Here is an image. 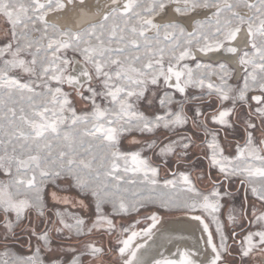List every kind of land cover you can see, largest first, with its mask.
I'll use <instances>...</instances> for the list:
<instances>
[{
  "label": "snow or ice",
  "instance_id": "6c2138e0",
  "mask_svg": "<svg viewBox=\"0 0 264 264\" xmlns=\"http://www.w3.org/2000/svg\"><path fill=\"white\" fill-rule=\"evenodd\" d=\"M112 4L99 21L72 31L62 30L48 19L66 7L63 0H0V19L8 26L9 37L0 47L3 239L16 238V229L31 212L52 222L48 198L54 206H65L55 211L52 228L38 232L29 226V235L36 240L32 254L18 255L5 246L0 264H64L55 258L53 231L67 232L69 239L72 234L81 236L102 228L112 233L116 225L105 213V205H111L112 214L121 215L139 212L153 203L162 208H183L199 222V239L206 245L204 251L211 253L206 264H222L224 254L229 252L228 240L236 235L234 227L231 233L225 230L229 226L242 227L240 220L261 225L259 230L244 235L241 255L248 257L254 251L264 254V139L257 142L252 131L245 129L244 144H237L235 154L227 155L219 130L208 126L209 117L199 107L193 109V116L186 110L193 100L202 99L190 96L189 89H207V96L215 95L221 104L230 101L232 105L213 114L211 123L231 129L229 118L238 102L247 105L251 99L264 105V0H112ZM170 6L181 16L200 10H210V14L197 20L193 31L179 23H156ZM241 9H247V13L242 14ZM245 29L251 51L244 50L239 56L242 85L229 83L232 73L224 63L218 65L219 71L210 64L197 62L193 69L183 63L196 60L194 48L203 54L220 51ZM36 33L40 34L38 38ZM69 51L80 58H69ZM226 51L236 54L240 49L227 47ZM17 70L29 79L14 75ZM213 75L219 83L211 82ZM161 84L174 91H163L158 96ZM65 85L71 92L65 91ZM250 92L259 94L249 97ZM176 93L181 100L175 98ZM75 98L85 105L79 111ZM153 100L164 109L162 114L149 115L139 107L141 102L152 105ZM173 105L177 106L175 110ZM254 113L264 123V106L256 107ZM187 125L203 132L209 170L216 169L222 177L213 180L208 191L198 188L189 172L161 181L159 167L141 152L121 150V139L126 134L154 133L161 128L175 131ZM247 127L255 129L256 124L248 122ZM193 144V136L178 134L177 139L159 147V154L186 157ZM148 147H156V142ZM233 178L244 187V200L250 192L260 208L253 204L245 209L241 203L239 212L230 208L224 220L222 201L232 193L222 189ZM162 189L183 193V197L177 202L176 196L166 195ZM73 190L95 202L96 218L87 229L85 219L69 211L87 207L84 199L70 196ZM146 219L150 223L139 231L134 226L122 229L126 235L117 240L122 264H142L139 253L152 238L161 217L153 213ZM215 234L219 235V243ZM138 238L146 239L137 243ZM85 247L93 257L104 252L95 243ZM46 255L53 258L46 262ZM197 255L189 249H177L171 256L161 252L153 264H198L192 258ZM70 264L83 261L74 257Z\"/></svg>",
  "mask_w": 264,
  "mask_h": 264
},
{
  "label": "rangeland",
  "instance_id": "374dc122",
  "mask_svg": "<svg viewBox=\"0 0 264 264\" xmlns=\"http://www.w3.org/2000/svg\"><path fill=\"white\" fill-rule=\"evenodd\" d=\"M245 10L247 11V9H241L240 11H245ZM190 15L192 14L185 16H190ZM160 17L161 15L158 16V18ZM206 17L202 18V20L205 19ZM169 23H175V22H169ZM176 23L181 24L187 31H193L195 28L194 26L193 28H191L192 29L191 30L189 29V27L183 25L180 22H176ZM7 32H8V26L4 23L2 19H0V47H2L9 39ZM39 35H40L39 33L35 34L37 38L39 37ZM148 35L151 36L153 35V33L149 32ZM193 50L195 51V48ZM67 55L69 58H76V59L80 58L77 54H74L71 51H69ZM197 62L210 64L214 69L219 71L218 69L219 64L201 62L196 60H186L183 63H188L190 67L195 69ZM227 67L232 73L229 83L235 85L232 80L233 70L230 68V66L227 65ZM13 74L18 75L22 80L29 79L27 74L23 73L20 70H17ZM210 79L211 82L213 83H219L218 77L215 75L211 76ZM93 83L95 85V81ZM64 87H65V91L71 92V89H69L68 86L65 85ZM163 91H174V90L166 89L164 85L161 84L160 88L157 90V95L158 96L161 95ZM206 93H207V89L204 90L194 89V88L189 89L190 96L196 95L202 97L201 100L199 101L193 100L190 104L186 105V110L188 111L189 116H193V109L199 107L201 111H203L205 115L209 117L207 109L204 111L206 104H208L209 101L214 102L216 106L221 104L215 95L209 97L206 95ZM73 96H75L74 93ZM175 98L177 100H181L182 96L179 93H176ZM74 103L76 104L78 111L85 107V105L78 98L74 99ZM139 107L141 108V110L145 111V113L149 115L162 114L164 112V109L160 108L155 100H153L152 105H148L146 102H141ZM176 107H177L176 105H173L174 110L176 109ZM239 109H241V107H239ZM208 126H210L211 129L216 128L214 126H211L210 124H208ZM200 131L201 130L198 129L195 130L192 129L191 125H187L184 128L177 129L175 131L161 128L156 130V132L154 133L132 132L131 134H126L124 137H122L121 150L129 151V152H134V151L141 152L142 156L148 158L149 162L153 166L159 167L161 181L167 178L171 179L172 177L178 176L179 173L181 172H189L191 174L192 179L196 183L197 187L204 191H208L212 188V181L221 180L222 177L216 171V169L209 170L207 153L203 155L206 157L204 159V162L203 163L200 162L199 164L196 165L191 164L192 158H188L187 156L180 157L178 155H175L176 158L178 157L177 161L180 162L178 164L179 166L178 170L177 169L169 170L167 167H165L166 165L163 163V161H161V159L157 155V153L159 152V147L162 146V144L168 143L170 140L177 139L178 134L191 135L193 136V139L196 142L198 141L205 142V136L204 134L200 133ZM220 133L223 134L225 138H228L227 139L228 144L243 145L246 140V138H244L242 130L238 134L235 132L225 131V130ZM260 136L264 137V134ZM235 140H237V143L235 142ZM134 141H138V142H134ZM152 141L156 142V147L149 148L148 144L152 143ZM256 141L259 142L260 140L258 139ZM228 155H233V150L229 151ZM161 164H164L165 166L164 165L162 166ZM169 165H171V163H169ZM173 171H175V175L172 174ZM209 171H211L210 177L208 176ZM204 174L205 176H207L208 181H205L204 178L198 179V177H201V175ZM2 179H5V177L3 175H0V180ZM161 191L165 192L166 195L176 196L177 202H179V200L182 198V196L178 192L174 193L169 190H163V189ZM222 191H228L232 193L231 197H225L224 200L222 201L224 207L221 210V218L224 220L227 219V213L230 208H234L237 210V212H239L241 203H243L245 209H250L253 204H255L257 209L260 208L259 203L256 202L255 197H253L250 192L248 193V199L246 201L244 200V195H245L244 187L242 186L240 188V184L237 178H233L228 183L225 182ZM70 196L73 199H84L85 204L87 205L86 208H82V207L69 208V211L74 212L85 219V229L91 227L92 223L95 221L96 218L95 202L93 198L90 196H80L75 190L71 191ZM47 202H48V207L50 209L48 216L50 217L52 222H55V211L57 209L63 210L65 206L63 205L54 206L50 198H48ZM104 211L106 214L110 216L111 219H113L116 225V229L114 232L109 233V231L106 228H102L99 230H93L91 233L85 232V234L81 236H76L75 234H72L71 239H69L68 238L69 234L67 232L56 233L53 231L51 233V236H52V246L54 249H56L55 258L63 261L64 264H70L71 260L74 257H79L83 261V264H122L121 257L118 254L119 245L117 244V240L122 235H126L122 233L123 228H130L134 226V229L139 231L141 228L146 227L147 224L150 223V221H148L146 217L152 215L153 213L164 218H173V217H178L180 215H190L186 213V211L183 208L180 207L162 208L160 207L159 203L146 204L145 207L141 208L139 212L133 211L121 215L112 214L111 205H105ZM248 219H251L250 215ZM137 220H140L141 223L136 224ZM52 222H49V220L45 218H37L36 214L34 212H31L27 219L21 221L20 228L16 229L17 232L16 238H10L7 241L3 239L4 230L2 227H0V255H2V253L4 252L5 246L7 250L14 252L18 255L32 254V252L34 251V247L36 245V240L34 237H30L27 229L29 228V226H33L36 228L38 232H43L46 228L53 227ZM238 223L242 225V227L229 226L225 230L226 234L231 233L234 227L236 235L230 237V239L228 240V244L230 246L229 252L224 254L222 264H260L262 258L264 257V254H260L254 251L248 257H243L241 255V240L248 231H257L260 229L261 225L255 223L249 224L247 223L246 220H240ZM212 228L214 229L215 225H212ZM215 239L216 242L219 243L218 234H215ZM29 241H31L32 248L29 247ZM89 243H95L98 247L103 248L104 252L98 257L91 256L89 254V250L85 247V245ZM73 248L76 249L75 252L70 251V249ZM52 258L53 257L51 255L45 256L46 262L50 261V259Z\"/></svg>",
  "mask_w": 264,
  "mask_h": 264
},
{
  "label": "bare ground",
  "instance_id": "6f19581e",
  "mask_svg": "<svg viewBox=\"0 0 264 264\" xmlns=\"http://www.w3.org/2000/svg\"><path fill=\"white\" fill-rule=\"evenodd\" d=\"M63 2L66 7L62 11L51 14L48 19L50 23L56 24L62 30L71 29L72 31H78L90 23L99 21L103 13L114 6L112 0H84L83 4L80 3V0H72L71 3L68 0H63ZM241 13L246 14L247 11H241ZM209 14L210 10H200L190 16H181L175 13L172 7H169L166 12L161 14L160 18L157 17L155 22L158 24L180 22L191 29L197 20H202ZM248 39L246 29L242 30L235 41L226 43L225 48L220 51L203 54L195 50L196 61L214 64L225 63L234 69L233 72H235L238 82H242L243 70L239 64V56L244 50L251 51ZM227 47H237L240 52L231 54L226 51ZM78 69L79 66H77ZM235 75L233 74V77ZM201 234L202 226L199 222L192 220L190 215H180L173 218L161 217L160 223L154 229L152 238L147 240V246L142 248L139 253L142 264H153L155 259L160 258L161 252L166 256H171L177 249H189L198 252L199 255L192 258L198 264H206L211 253L210 250L204 251L206 245L199 239ZM144 239L146 238H138L137 243H144ZM262 259L264 260V258Z\"/></svg>",
  "mask_w": 264,
  "mask_h": 264
},
{
  "label": "crops",
  "instance_id": "0c3cea01",
  "mask_svg": "<svg viewBox=\"0 0 264 264\" xmlns=\"http://www.w3.org/2000/svg\"><path fill=\"white\" fill-rule=\"evenodd\" d=\"M235 75V73H233ZM235 85H242V83H234ZM259 94L258 92H250L249 93V97H251L252 95H257ZM231 102H225L224 104H220L218 106H216V104H214V102L209 101L208 104H206V107L204 109V111L207 109L208 115H209V124L211 126L216 127L220 132L225 131H231V132H235V133H240V131L242 130L244 138H246V131L245 129H247L248 131H252L253 136L256 140H260L262 137L260 135L264 134V123L261 122V120L255 115L254 110L256 107L258 106H264V105H257L255 101L249 99L248 104L244 105L241 103H237L235 110H234V114L229 118L232 123H233V127L231 129H224L221 128V126L218 125H214L211 123L210 117L215 114L216 112H218L219 110H221L223 107H231ZM239 107H241V109H239ZM248 122H252L256 124V128L255 129H248L247 124ZM209 128H211L209 126ZM200 133L203 134L202 131H200ZM223 134L220 133V142L221 144L225 147L226 149V154L228 155V152L233 150V154H235L236 151V144H228L227 143V139L225 138L224 135L222 137ZM261 137V138H260ZM194 140V139H193ZM235 142L237 143V140H235ZM205 151V153H204ZM208 154L209 150L206 147V143H201L200 141L196 142L194 140V144L193 147L191 148V150L189 151L187 157L188 158H192L191 164H199L200 162L203 163L204 159L206 158L205 156H203L204 154ZM157 155L159 156V158L161 159V161H163V163L166 165H164L165 167H167L169 170L171 169H177L179 168L178 164L180 163L179 161H177V158L175 155H168V156H161L159 154V152L157 153ZM171 163V165H169V163ZM176 177V176H175ZM175 177H172L171 179H174ZM201 177H204L205 181H208L207 176L201 175ZM169 179V178H167ZM180 195L183 197V193H180ZM182 199V198H181ZM138 231V230H137Z\"/></svg>",
  "mask_w": 264,
  "mask_h": 264
},
{
  "label": "built area",
  "instance_id": "2783aa9c",
  "mask_svg": "<svg viewBox=\"0 0 264 264\" xmlns=\"http://www.w3.org/2000/svg\"><path fill=\"white\" fill-rule=\"evenodd\" d=\"M231 69H232V68H231ZM232 70L234 71V69H232ZM233 73H234V72H233ZM233 82H234V83H239L238 80H237V78H236V75L233 77Z\"/></svg>",
  "mask_w": 264,
  "mask_h": 264
},
{
  "label": "flooded vegetation",
  "instance_id": "af4514ba",
  "mask_svg": "<svg viewBox=\"0 0 264 264\" xmlns=\"http://www.w3.org/2000/svg\"><path fill=\"white\" fill-rule=\"evenodd\" d=\"M225 64V63H224ZM227 65V64H226ZM235 73V72H234ZM201 143H204V142H201ZM162 166L164 165V164H161ZM172 174L174 175L175 174V171H173L172 172ZM226 183H228V182H226ZM242 187V185H240V188ZM236 192V191H235ZM162 218H164V217H162ZM264 258V257H263Z\"/></svg>",
  "mask_w": 264,
  "mask_h": 264
},
{
  "label": "water",
  "instance_id": "95a60500",
  "mask_svg": "<svg viewBox=\"0 0 264 264\" xmlns=\"http://www.w3.org/2000/svg\"><path fill=\"white\" fill-rule=\"evenodd\" d=\"M261 139H264V137H262ZM261 139H260V140H261ZM239 242H240V241H239ZM261 262H262V264H264V260H263V259L261 260Z\"/></svg>",
  "mask_w": 264,
  "mask_h": 264
},
{
  "label": "trees",
  "instance_id": "16d2710c",
  "mask_svg": "<svg viewBox=\"0 0 264 264\" xmlns=\"http://www.w3.org/2000/svg\"><path fill=\"white\" fill-rule=\"evenodd\" d=\"M213 130H218V129H216V128H212Z\"/></svg>",
  "mask_w": 264,
  "mask_h": 264
}]
</instances>
